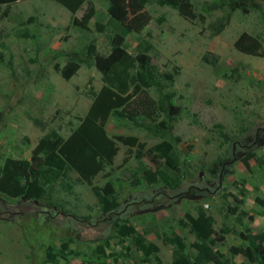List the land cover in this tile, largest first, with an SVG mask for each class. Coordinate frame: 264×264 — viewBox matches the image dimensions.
I'll return each mask as SVG.
<instances>
[{
  "label": "rangeland",
  "instance_id": "obj_1",
  "mask_svg": "<svg viewBox=\"0 0 264 264\" xmlns=\"http://www.w3.org/2000/svg\"><path fill=\"white\" fill-rule=\"evenodd\" d=\"M92 1L88 30L71 24L82 16L84 0H20L0 18V169L6 158L29 160L46 134L65 139L77 128L92 93L103 86L93 58L85 55L92 42L101 56L118 44L133 55L137 47L147 49L156 70L173 76L165 91L173 93L174 121L163 131L152 125L147 130L110 116L104 127L116 154L92 186L67 172L46 188L41 201L0 195V264H84L97 247L108 256L106 264H173L174 248L164 240L178 236L190 255L194 237L181 221L198 208L213 218L215 232L230 231L216 245L230 264H258L237 235L264 232V209L256 202L264 199V166L257 165L258 160L264 165V54H244L234 43L244 33L256 38L264 53V1L253 0L260 6L247 14L236 11L215 36L208 23L220 12L204 11L209 0H191L196 20L151 0L145 6L151 21L140 33L122 31L107 14V0ZM96 22L105 25L102 33ZM72 57L80 67L65 80L54 66L62 69ZM148 92L157 99L154 89ZM34 119L43 128L34 126ZM158 125H164L162 119ZM118 137H133L136 145ZM162 141L177 155L176 174L151 151ZM161 172L178 186L168 187ZM107 184L118 207L104 214L92 187L102 191ZM116 224L146 231L145 239L158 247L157 258L145 262L132 236L117 237ZM64 242L66 259L45 263L47 248L54 244L57 251Z\"/></svg>",
  "mask_w": 264,
  "mask_h": 264
},
{
  "label": "trees",
  "instance_id": "obj_2",
  "mask_svg": "<svg viewBox=\"0 0 264 264\" xmlns=\"http://www.w3.org/2000/svg\"><path fill=\"white\" fill-rule=\"evenodd\" d=\"M20 0H0V18H6L10 12V4ZM64 1V0H54ZM151 0H107V14L110 19L122 26L125 33H140L149 24L151 17L145 6ZM157 5L169 6L177 10L178 14L186 20H196L197 15L193 10L191 0H152ZM264 1V0H262ZM253 0H209L205 12L212 14L220 12V16L208 23L211 35L220 34L229 24L232 15L239 11L247 14L251 8L260 5L252 4ZM2 6H4L2 8ZM82 16L74 17L71 24L81 30H88L89 24L95 15L92 0H84ZM29 23L34 18H29ZM199 20H203L199 16ZM97 32L102 33L105 25L94 23ZM17 36L24 37L23 31H18ZM234 47L247 55L262 57L263 52L260 42L246 34H241L234 43ZM147 49L137 47L135 55L118 44L113 47L108 55L96 54L95 44L92 42L85 48V55L93 58V65L100 73L103 86L96 93H92L91 105L80 121L77 128L67 137H58L54 132L43 136L32 150L29 160L6 158L0 169V195L23 201H41L46 197V188L61 177H66L67 172L77 174L79 180L88 186L96 175L111 164L116 154V146L105 130V123L111 116L115 121L130 122L151 130L150 125L163 131L162 127L170 128L174 121L175 109L172 105L173 93L166 92V86L173 82L170 73L158 72L155 63L147 54ZM3 54L0 53V60ZM81 61L77 57L69 59L62 69L58 64L54 68L60 76L69 80L79 69ZM154 89L157 99L150 96L149 90ZM162 119L164 125H158ZM34 126L43 128L36 119L32 120ZM158 134V133H156ZM128 146L134 147L137 140L133 137H118ZM158 159L163 160L164 167L173 173L178 172V158L167 141L157 143L151 148ZM253 158V156L251 157ZM244 164L247 159L243 160ZM263 168V163L257 161ZM163 182L170 188H176L179 181L168 179L160 173ZM110 184L100 191L92 187L102 213H111L116 210L118 203L113 196L114 191ZM71 188V187H70ZM256 202L264 209V199L256 198ZM185 221H181L194 237V242L189 245L192 253L185 252L186 245L178 237H168L165 243L173 246V264H230L228 259L216 249L217 243H223L225 235L230 233L226 229L214 231V220L201 208L197 209L195 216L187 213ZM249 232V231H248ZM238 233V237L249 247L258 264H264V232L258 234ZM117 237L123 239L132 236L133 245L142 253L145 262L150 257L157 258L158 247L145 239V233H137L132 227L117 226L114 231ZM67 243L61 244L59 250L53 244L47 248L45 263L55 262L57 258L66 259L64 250ZM71 252V251H70ZM240 252V251H238ZM106 257L101 247L93 251V256L83 259L84 264H106Z\"/></svg>",
  "mask_w": 264,
  "mask_h": 264
}]
</instances>
